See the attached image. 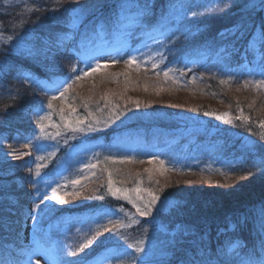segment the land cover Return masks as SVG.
Wrapping results in <instances>:
<instances>
[{
  "label": "trees",
  "instance_id": "1",
  "mask_svg": "<svg viewBox=\"0 0 264 264\" xmlns=\"http://www.w3.org/2000/svg\"><path fill=\"white\" fill-rule=\"evenodd\" d=\"M34 211L60 264H264V0H0V264Z\"/></svg>",
  "mask_w": 264,
  "mask_h": 264
},
{
  "label": "rangeland",
  "instance_id": "2",
  "mask_svg": "<svg viewBox=\"0 0 264 264\" xmlns=\"http://www.w3.org/2000/svg\"><path fill=\"white\" fill-rule=\"evenodd\" d=\"M110 52L107 50H102L100 54L96 55V57H93V59L97 60H110L112 57L109 55ZM82 67V66H81ZM38 155L41 157H45L48 155V148L42 147L39 150ZM127 155L121 154L120 150H118V153H115L117 157H122V158H127L130 155V152L126 150ZM60 166V165H59ZM86 164L84 162H81L80 164L77 165L76 169L68 170L64 172L63 170L61 171L62 173L58 175V181L57 184H55V190L57 191V187L59 185H62L61 187H64L68 184H71L72 180H76V178L81 176L87 167H85ZM76 173V174H75ZM46 193V192H44ZM54 198L53 193H49L47 198L43 203H41L40 207L41 209L45 208L46 206L50 205L52 199ZM37 212L32 213V218L28 222V227L26 231V236H25V241L27 243H32L34 244V251L32 252V259L29 264H60L57 256V251L55 249H47L44 246L35 243L36 237H35V229L38 227V220L39 217L36 215ZM112 261L111 259H103L101 260L98 264H111Z\"/></svg>",
  "mask_w": 264,
  "mask_h": 264
}]
</instances>
